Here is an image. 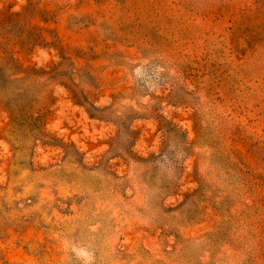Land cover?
Segmentation results:
<instances>
[{
  "label": "rangeland",
  "instance_id": "374dc122",
  "mask_svg": "<svg viewBox=\"0 0 264 264\" xmlns=\"http://www.w3.org/2000/svg\"><path fill=\"white\" fill-rule=\"evenodd\" d=\"M0 264H264V0H0Z\"/></svg>",
  "mask_w": 264,
  "mask_h": 264
}]
</instances>
